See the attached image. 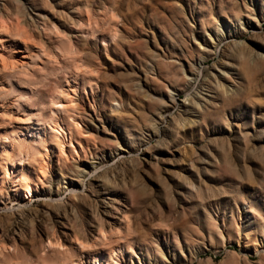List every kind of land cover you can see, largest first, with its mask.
Returning a JSON list of instances; mask_svg holds the SVG:
<instances>
[{
    "label": "rangeland",
    "instance_id": "obj_1",
    "mask_svg": "<svg viewBox=\"0 0 264 264\" xmlns=\"http://www.w3.org/2000/svg\"><path fill=\"white\" fill-rule=\"evenodd\" d=\"M0 264H264V0H0Z\"/></svg>",
    "mask_w": 264,
    "mask_h": 264
},
{
    "label": "bare ground",
    "instance_id": "obj_2",
    "mask_svg": "<svg viewBox=\"0 0 264 264\" xmlns=\"http://www.w3.org/2000/svg\"><path fill=\"white\" fill-rule=\"evenodd\" d=\"M17 23H19L20 24V22H17ZM16 23V24H17ZM17 26V28L16 29H18V25H16ZM20 29V28H19ZM91 165V167H92V171H95V168H94V164H90ZM14 168V167H13ZM91 169V168H90ZM88 171V170H87ZM17 179V178H16ZM20 179H18L17 181H16V184H17V187H18V185H20L22 188V190H23V193H24V196L26 195V196H28L29 197V195H30V193H31V187H29L30 185H27V184H22L21 183V181H19ZM16 186V185H15ZM16 190H17V188H16ZM71 190V189H70ZM74 191V190H73ZM18 193H19V191H18ZM22 193V194H23ZM38 193V192H37ZM40 193V192H39ZM34 194V193H33ZM38 196V195H37ZM36 198V197H35ZM52 199V198H51ZM50 199V200H51ZM56 200V199H55ZM19 208H20V206H19ZM50 245H56V247H53V249H59L60 247H62L63 245L61 244V242L59 241V240H56L55 242H50Z\"/></svg>",
    "mask_w": 264,
    "mask_h": 264
}]
</instances>
